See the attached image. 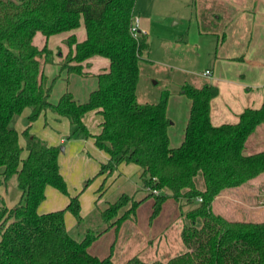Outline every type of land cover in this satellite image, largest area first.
<instances>
[{
    "label": "trees",
    "instance_id": "trees-1",
    "mask_svg": "<svg viewBox=\"0 0 264 264\" xmlns=\"http://www.w3.org/2000/svg\"><path fill=\"white\" fill-rule=\"evenodd\" d=\"M134 3L0 0V184L16 176L20 191L11 207L0 197V264H113L109 256L88 251L95 236L77 240L66 229V211L82 219L79 193L69 196L64 208L37 211L46 185L67 194L58 167L59 146L47 145L28 133L29 125L47 109L69 120L72 130L67 138L92 136L94 144L108 153L94 176L104 175L99 191L121 163L140 167L145 195L135 200L121 193L108 202L100 210L102 220L110 221L108 227L134 215L135 208L149 197L153 198L149 222L168 197L194 204L185 211L180 253L151 262L132 256L124 264H264V221L230 220L212 210L222 192L264 173V150L244 153L247 137L264 122V104L244 109L237 123L215 126L209 110L218 88L208 82L184 84L182 92L190 101L188 117L181 143L171 147L167 94L155 103L137 101L148 42L139 29L137 36L130 33ZM80 26L84 37L78 40L72 31ZM36 32L45 37L69 33L60 64L67 74L86 75L83 63L88 66L95 57L108 60V66L96 74V88L84 101L78 102L65 91L55 103L50 102L55 77L47 78L39 58L45 54L46 63L52 59L47 48L33 45ZM26 107L30 109L28 125L21 135L27 138V155L22 158L23 147L12 120ZM94 109L102 116L101 131L91 135L82 118Z\"/></svg>",
    "mask_w": 264,
    "mask_h": 264
},
{
    "label": "rangeland",
    "instance_id": "rangeland-1",
    "mask_svg": "<svg viewBox=\"0 0 264 264\" xmlns=\"http://www.w3.org/2000/svg\"><path fill=\"white\" fill-rule=\"evenodd\" d=\"M205 4L204 0H135V13L139 19V25L147 33L148 42V49L143 52L140 65L136 87L137 101L155 103L167 94L166 116L170 119L168 135L171 147L181 143L189 112L190 101L183 94L182 86L184 84L200 86L206 81L200 73L208 63L207 52L213 51L210 45L211 41L215 40L214 32L217 26L208 17ZM136 15H133V18ZM72 32L78 40L84 37L83 26ZM68 34L62 32L45 37L42 33L36 32L32 40L36 48H47L50 51L48 56L52 59V63L45 62V54L41 55L39 62L48 79L55 77L49 97L50 102L53 103L65 91L71 92L75 97L84 96L85 99L87 93L96 88V74L103 70L99 63L103 59L99 57L92 58V64L88 65L89 69L83 63L86 75L67 74L60 69L63 56L67 52L65 38ZM22 111L12 120V126L18 130L28 125V115L24 114V110ZM61 122L58 124L51 121L49 125L44 126L33 124L28 129V133L37 138L43 137L45 132H53L54 129V132L63 133L66 121L62 119ZM261 128L262 131H257L254 136L264 133V124ZM65 138L66 142L59 147H69L68 139L70 138L67 136ZM22 140L25 142L27 138L24 136ZM24 147L26 148V145ZM94 158H91L88 164L84 163L79 156L68 159L67 167L70 169L68 175L71 178L76 179V174L83 169L87 170L88 176L79 180L77 184L68 186L69 188L66 186L67 194L59 192L60 195L57 198H51L47 194L41 206L44 207L46 202L49 204L52 201V203L44 207V211L63 208L69 192L75 187L78 190L83 188L86 180L92 178L98 170L95 155ZM100 177V175L93 177L82 197L79 198L83 207L82 219L78 221L69 211L65 212L66 229L72 237L82 240L86 235L95 236L87 247L89 252L99 257L109 256L113 264H124L132 256H137L144 261H151L154 256L162 260L167 254L172 256L183 250L180 231L187 223L185 211L194 204L168 197L163 201L159 213L149 222L153 209V198L149 197L135 208L134 215L118 226L108 227L110 221L102 220L100 210L121 193H127L128 196L138 200L145 195V189H142L139 175L130 173L126 179L121 178L117 181L98 202H93L90 208L92 201L98 195V192L93 190L98 187ZM255 179L257 180L253 181V187L249 188L243 196L231 197L225 202L217 200L213 203L212 210L230 220L264 221V176L261 175ZM7 182L0 184V192L2 189L3 195L11 194L12 187L17 188L15 177ZM105 182L102 189L105 187ZM197 201L200 200L197 199ZM129 206L130 204L124 209Z\"/></svg>",
    "mask_w": 264,
    "mask_h": 264
},
{
    "label": "crops",
    "instance_id": "crops-1",
    "mask_svg": "<svg viewBox=\"0 0 264 264\" xmlns=\"http://www.w3.org/2000/svg\"><path fill=\"white\" fill-rule=\"evenodd\" d=\"M204 1L206 3L205 8L207 9L208 17H210L214 21L215 26H217V30L214 32L215 40L214 42L212 40V44L210 45V48H213V51L207 52L208 63L200 73L203 79L206 80H204L205 82L215 85L218 88V93L210 99L209 117L211 123L215 126L221 125L223 123L234 124L239 121V114L244 109H256L264 104V0ZM135 8L136 7L134 3L133 15H136ZM138 29L143 34H147L145 29L139 25V19ZM92 61L93 60H90L89 65L92 64ZM99 63L103 69L108 66V60L106 59H103V61ZM205 70H209V75L203 74ZM88 93L85 96V99L88 96ZM73 97L78 102L85 100L84 96ZM23 110L25 111L24 114L29 115L30 109L28 107L24 108ZM62 119L66 121L64 126L65 129L62 131L63 133H61V131L54 132V129L53 132H45L43 137L39 138L42 139L47 145L59 146L60 144L66 142L65 137L72 130V126L66 117L57 115L51 110L47 109L46 111L40 113L37 119L29 125V128L33 124H42L41 126L49 125L51 121L59 124ZM82 121L91 135H96L101 131L100 123L102 121V116L97 112V110L94 109L88 111L83 116ZM263 124L264 122L259 124L247 137L244 144L245 154H251L264 150V133H260L259 136H254L257 131H262L261 127ZM14 128L19 134V144L23 147V152L25 150L21 157L25 158L27 155V149L24 147V145H26V141L24 142L22 140L24 136L21 135V132L25 126H23L22 130L20 129L21 131L16 127ZM68 140L69 147L67 148L65 146L62 151L60 150L57 159L59 171L66 182L67 188H69L70 185L75 183L77 184L79 180H82L88 176L87 170L83 169L76 174V179L71 178V176L68 175L70 172L69 167H67L68 159H72L73 156H79L84 163L88 164L91 158L95 159V155L99 167L101 163L106 162L108 159V153L102 149H99L94 144V138L92 136L85 137L82 135H77L72 136ZM91 153L94 155H90ZM130 173L139 175L140 167L134 163H121L113 175L107 178L105 187L101 191H99L98 188L103 182L104 176L100 175L101 177L99 178V185L97 188L94 187L95 189L93 190V192H98V195L92 201L90 208L92 207L93 202H98L100 198H102L111 189V187L117 183V181H119L121 178L126 179ZM261 175L264 176V174H260L257 177ZM94 176L95 175H93V177ZM14 177L15 183L17 185L16 176ZM255 178L250 179L243 185H240L236 188L222 192V194L215 198L214 202L217 200H222L225 202L226 200L231 199V197L235 198V196H243L244 193H247L249 188L253 187V181L257 180ZM85 184L86 182L84 183L83 188L80 190L75 187L73 191L69 192V196L79 193V198L82 197V194L85 192V188L88 186H85ZM51 187L52 186L50 185H46L44 189L45 195L43 200L46 199L47 194H49L51 198L59 197L60 191L54 187ZM12 189L13 190L9 195L8 193L3 195L1 193L2 189L0 192V197L3 198L6 206L8 207H11L13 203H16L20 198L19 189L13 187ZM69 196L67 197L68 199L66 204L68 203ZM79 201L81 206L80 215L82 217L81 211L83 210V207L81 199H79ZM41 202L37 207L38 213L48 212L44 211L45 209L43 208H46V206L52 203V201L49 202V204L46 202L44 207L41 206ZM151 244H153L152 240ZM169 256H171V254H167L165 258ZM157 259L161 260L160 258L154 256L151 261Z\"/></svg>",
    "mask_w": 264,
    "mask_h": 264
},
{
    "label": "built area",
    "instance_id": "built-area-1",
    "mask_svg": "<svg viewBox=\"0 0 264 264\" xmlns=\"http://www.w3.org/2000/svg\"><path fill=\"white\" fill-rule=\"evenodd\" d=\"M130 33L132 36H137V33H138V18L137 17L132 19L131 26H130ZM209 73H210L209 70H205L203 72L204 75H209ZM153 192L157 193V190L153 189Z\"/></svg>",
    "mask_w": 264,
    "mask_h": 264
},
{
    "label": "water",
    "instance_id": "water-1",
    "mask_svg": "<svg viewBox=\"0 0 264 264\" xmlns=\"http://www.w3.org/2000/svg\"><path fill=\"white\" fill-rule=\"evenodd\" d=\"M59 149L62 151L64 148H63V146H60Z\"/></svg>",
    "mask_w": 264,
    "mask_h": 264
}]
</instances>
